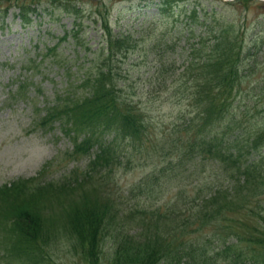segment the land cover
<instances>
[{"label":"trees","instance_id":"trees-1","mask_svg":"<svg viewBox=\"0 0 264 264\" xmlns=\"http://www.w3.org/2000/svg\"><path fill=\"white\" fill-rule=\"evenodd\" d=\"M159 6L167 15L174 12L175 0H161ZM30 10H21L25 20ZM67 10L80 18L75 6ZM188 18L185 60L173 56L170 63L163 61L151 84L157 93L172 89L169 98L179 107L162 133L143 95L133 86L131 91L133 83L126 79L120 84L114 68L116 56L132 47L133 32L113 33L108 15L95 18L103 32L93 65L78 85H67L43 113L37 112L43 127L59 123L72 140L71 153L88 155L89 161L69 177L19 178L0 188V249L10 263L54 264V248L65 243L85 264H264V155L247 163L253 149L264 144V117L251 116L241 104L250 92L238 98L249 75L244 64L254 52L226 17L209 20L195 7ZM181 34L178 29L171 34V45ZM250 63L257 66L258 61ZM26 89L21 81L13 97L26 95ZM150 142L168 160L160 168L164 173L141 180V197L131 191L127 197L114 194V170L132 164L124 162L126 145L141 153ZM186 165L196 175L191 192L179 183ZM208 169L216 171L211 181L198 175ZM166 175H172L169 189L176 187L175 192L165 189L173 193L170 197L163 189L153 193Z\"/></svg>","mask_w":264,"mask_h":264},{"label":"rangeland","instance_id":"rangeland-1","mask_svg":"<svg viewBox=\"0 0 264 264\" xmlns=\"http://www.w3.org/2000/svg\"><path fill=\"white\" fill-rule=\"evenodd\" d=\"M36 1L38 10L30 23L21 22L16 5L0 19V186L14 178L37 176L47 163L52 165L44 177L55 180L69 175L74 167H86L88 155H73L69 138L63 135L59 127L42 128L37 123V112L40 109L41 113L44 112L57 94L67 90V85H78L86 67L93 65L103 32L101 22H95L98 17L109 16L113 33L133 32L132 47L126 55L116 56L114 68L120 74V84L125 85L126 79L128 84L133 83L131 91L133 86L143 95V105L159 123H155L159 132L162 133L164 123L177 118L179 107L167 100L168 93L152 91L151 84L158 76L154 71L160 61L170 63L175 55H178L179 62L185 60L190 41L185 44L189 26L184 21L187 23L190 20L186 9L193 6L209 20L213 16L217 20L226 17L242 31V37L253 49L254 56L244 64V68L249 67V75L240 85L238 98L250 92L241 104L249 109L251 116L264 117V0L248 3H245L246 0H180L174 16L167 14L165 17L158 12L159 0L71 1L70 4L76 5L83 16L78 22L74 20L72 12L53 4L52 0ZM6 3L0 0V6ZM14 4L16 2L12 0L10 5ZM78 23L82 33L80 40L74 35L79 28ZM149 27L154 28L148 30ZM177 29L183 34L171 45V34ZM67 31L70 36L63 39ZM147 31L152 35L140 38ZM162 36L164 38L158 41ZM250 59L258 61L257 66H252ZM21 81L27 85V94L15 98L12 94ZM150 143L144 149V156L140 154V158L135 157V165L114 170V194L123 193L127 197L126 188L159 162L157 146ZM253 150L247 156V163L261 159L264 144ZM215 175V170L208 169L204 179H213ZM165 181L164 178L162 183ZM127 201L132 203V197ZM249 219L250 222L256 220ZM52 256L54 264H85L65 243L54 248ZM104 263L108 264V260H104ZM221 264L225 262L221 261Z\"/></svg>","mask_w":264,"mask_h":264}]
</instances>
